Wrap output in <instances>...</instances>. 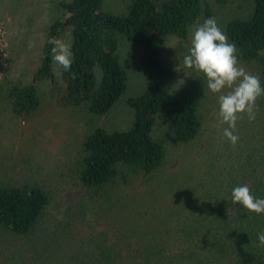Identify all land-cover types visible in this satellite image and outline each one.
Here are the masks:
<instances>
[{
	"label": "trees",
	"instance_id": "obj_1",
	"mask_svg": "<svg viewBox=\"0 0 264 264\" xmlns=\"http://www.w3.org/2000/svg\"><path fill=\"white\" fill-rule=\"evenodd\" d=\"M103 2H60L58 6L64 13L63 18L50 24L40 65L31 82L6 88L0 83V100L6 102L16 117L33 115L40 106L37 86L54 85L56 80L52 73V45L48 41L53 37L62 39L70 29L73 63L70 71H61L64 90L60 91L57 104L104 116L127 89V75L117 53V36H123L140 51L139 65L147 77V86L143 94L126 100L134 111L132 127L123 132L96 128L81 141L76 173L88 195L82 208L86 211L85 217L82 215V227H91L94 233L83 236L73 249L66 250L58 235L69 215L61 219L49 213V193L37 184L0 183V233L6 241L2 246L4 250L0 251V260L7 264H201L199 257L209 254L206 264L224 261L228 262L226 264L259 263L264 259V247L259 246L257 234L264 230V214L252 213L238 203L231 217L225 218L228 216L220 213L225 226L192 232L186 238L180 230L174 231V235L166 230L161 238L167 242L156 241L154 245L144 244L139 239L134 241V232L100 229L88 222L91 215L98 213L126 220L124 207L113 209L111 202L117 195L122 200L129 195L126 185H132L136 179H141L146 186L160 177L178 183L188 177L197 180L199 175L212 176L224 178L226 182L230 180L232 190L247 184L255 196L264 198V120L259 127L262 133L252 144L258 150L256 157L247 167L241 165L243 160L228 159L223 152H214L216 146L207 145L213 158L199 175L195 172L196 167L190 165L168 171L172 160L168 159L166 144L151 135L157 114L164 112L168 117L170 141L175 145L198 148L196 143L203 127L199 109L205 100V78L194 74L182 91L170 93L166 86L174 73L162 64L156 37L173 36L186 40L193 25L214 17L208 0H130L122 15L103 11ZM250 5L246 18H233L227 22L226 34L238 49L240 63L254 66L264 85V0H250ZM96 70L100 72L99 77ZM239 139L242 146H238V142L235 147L241 148L246 142L240 136ZM229 196L232 198L231 194ZM65 233L64 229L60 237ZM203 234L210 242L214 241L213 245L201 244ZM179 240L196 241L203 249L192 246L194 243H178Z\"/></svg>",
	"mask_w": 264,
	"mask_h": 264
},
{
	"label": "rangeland",
	"instance_id": "obj_2",
	"mask_svg": "<svg viewBox=\"0 0 264 264\" xmlns=\"http://www.w3.org/2000/svg\"><path fill=\"white\" fill-rule=\"evenodd\" d=\"M70 0H0V83L5 88L15 84L30 83L34 72L40 65L43 42L50 24L63 18L60 2ZM130 0H104L102 9L113 15H122L127 11ZM214 18L226 32L227 22L233 18H246L251 10L250 0H208ZM200 20L189 29L186 40H179L173 36H159L156 41L160 49L162 64L173 73V78L166 88L170 93H177L184 89L192 75L205 76L183 64V58L188 54L191 36ZM71 44V31L68 29L62 39ZM117 53L119 62L127 75V89L112 109L104 116L86 114L79 108H62L58 106L60 91L64 90L60 75L62 67L52 61V73L55 84H40L37 86L40 96L38 110L28 118L16 117L0 100V183L12 185L37 184L44 188L50 196L49 213L63 219L67 214L69 219L59 232L66 231L63 237L58 235L61 246L66 250L73 249L84 236L94 233L91 227H82V215L85 217L83 204L88 199L87 190L78 179L76 168L81 155V141L83 137L96 128L107 132L128 131L134 121V111L126 104L129 98L143 94L147 86V77L139 65L140 51L131 45L123 36H117ZM249 72L259 75L254 66L241 63ZM97 77L100 72L96 70ZM205 100L199 109L202 116V133L194 148L186 145H175L170 141L168 117L164 112L156 116L152 130L154 139L165 142L168 159L172 160L168 171L177 170L179 166H195L199 175L211 164L213 155L208 152V146H216L214 152H223L228 159H241L247 167L256 157L257 149L252 144L262 133L260 123L264 120V97L258 101V112L254 122L248 123L245 116L237 122L242 141L237 147L230 144L223 137V126L218 123V97L207 88ZM3 93V91L1 92ZM263 116V117H262ZM262 117L261 120L258 118ZM241 124L244 127H241ZM247 124V126H246ZM220 125V126H219ZM246 126V127H245ZM241 127V128H240ZM226 147H225V146ZM204 152V153H203ZM222 158V157H221ZM180 162V163H179ZM179 163V164H178ZM248 169H244L246 172ZM165 171H163L164 174ZM123 185L122 187H124ZM126 195L122 200L120 195L112 200L113 209L123 206L126 220L115 215H91L88 222L100 229H115L119 232H134V241L139 239L144 244L154 245L158 241H165L161 236L168 230H180L187 234L199 231H211L226 223L219 216L224 212L231 217L236 204L231 196V181L224 178L200 176L197 180L190 177L175 183L170 178H156L146 186L141 179L132 185H126ZM117 204V205H116ZM227 211L229 213L227 214ZM81 212V213H80ZM126 225L123 228V225ZM234 234V233H233ZM110 235H114L110 232ZM200 236L202 245L211 246L214 241ZM0 233V251L6 241ZM234 239V238H233ZM175 241V240H174ZM181 244H199L179 240ZM212 243V244H211ZM202 248V247H201ZM203 249V248H202ZM4 250V249H3ZM6 252H9L6 249ZM206 254L201 264L209 263ZM224 261L221 264H226ZM0 264L7 262L0 260ZM257 264H264V259Z\"/></svg>",
	"mask_w": 264,
	"mask_h": 264
},
{
	"label": "clouds",
	"instance_id": "obj_3",
	"mask_svg": "<svg viewBox=\"0 0 264 264\" xmlns=\"http://www.w3.org/2000/svg\"><path fill=\"white\" fill-rule=\"evenodd\" d=\"M53 62L70 71L73 63L71 44L50 38ZM188 69L202 73L207 88L218 97V123L223 127V137L235 147L239 141L237 122L245 116L254 122L258 112L257 101L264 97V85L259 75L249 72L238 59V49L230 42L224 29L214 17L204 20L194 29L189 52L183 58ZM75 79V74L72 75ZM232 202L240 204L257 215L264 214V198L255 196L247 184L232 190ZM259 246L264 247V230L257 234Z\"/></svg>",
	"mask_w": 264,
	"mask_h": 264
}]
</instances>
